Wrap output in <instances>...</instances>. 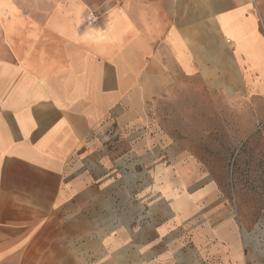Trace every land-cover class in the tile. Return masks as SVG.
I'll list each match as a JSON object with an SVG mask.
<instances>
[{"label": "crops", "instance_id": "1", "mask_svg": "<svg viewBox=\"0 0 264 264\" xmlns=\"http://www.w3.org/2000/svg\"><path fill=\"white\" fill-rule=\"evenodd\" d=\"M260 72L251 0H0V264L237 260L156 107L195 83L251 97Z\"/></svg>", "mask_w": 264, "mask_h": 264}, {"label": "rangeland", "instance_id": "2", "mask_svg": "<svg viewBox=\"0 0 264 264\" xmlns=\"http://www.w3.org/2000/svg\"><path fill=\"white\" fill-rule=\"evenodd\" d=\"M251 1L264 38V0ZM260 77L251 97L243 88L230 95L195 83L177 101L156 107L162 126L184 143L203 178L218 186L236 224L239 258L223 264H264V72L252 76L253 82Z\"/></svg>", "mask_w": 264, "mask_h": 264}, {"label": "built area", "instance_id": "3", "mask_svg": "<svg viewBox=\"0 0 264 264\" xmlns=\"http://www.w3.org/2000/svg\"><path fill=\"white\" fill-rule=\"evenodd\" d=\"M85 19H86V22H87V23H89V24H93V23L96 22V20H97V16H96L95 13H93V12H89V13L86 15Z\"/></svg>", "mask_w": 264, "mask_h": 264}]
</instances>
